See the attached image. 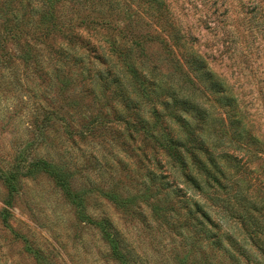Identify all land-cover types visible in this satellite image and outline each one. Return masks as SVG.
Wrapping results in <instances>:
<instances>
[{
	"label": "rangeland",
	"instance_id": "374dc122",
	"mask_svg": "<svg viewBox=\"0 0 264 264\" xmlns=\"http://www.w3.org/2000/svg\"><path fill=\"white\" fill-rule=\"evenodd\" d=\"M251 237L264 0H0V264H264Z\"/></svg>",
	"mask_w": 264,
	"mask_h": 264
},
{
	"label": "trees",
	"instance_id": "16d2710c",
	"mask_svg": "<svg viewBox=\"0 0 264 264\" xmlns=\"http://www.w3.org/2000/svg\"><path fill=\"white\" fill-rule=\"evenodd\" d=\"M170 141H171V140H170ZM171 142H172V141H171ZM173 145H175V144H173ZM173 145H172V144H169V145L167 146V147H168L169 154H171L174 158H176V160H179V162H180L181 164H183V162H182V160L179 158L178 154H176V151H175L174 147H172ZM39 164H40V165H39L38 167H42V168H44L45 170H47L48 172H50L53 176L58 177L57 173L51 169L52 166H53V165H51V163H48V162H45V161H44V162H39ZM207 174H209V173H207ZM161 187L164 188L162 185H161ZM251 238H252L253 243H254L255 245L259 246L260 249L264 250L263 244L260 243L261 241H260L258 238H256V237H251Z\"/></svg>",
	"mask_w": 264,
	"mask_h": 264
}]
</instances>
